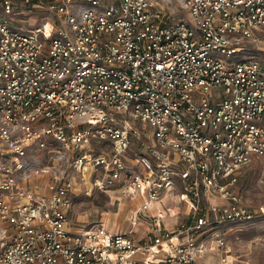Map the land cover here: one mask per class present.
Masks as SVG:
<instances>
[{
  "label": "built area",
  "instance_id": "built-area-1",
  "mask_svg": "<svg viewBox=\"0 0 264 264\" xmlns=\"http://www.w3.org/2000/svg\"><path fill=\"white\" fill-rule=\"evenodd\" d=\"M249 41L264 0H0V264H227L230 225L264 215L238 187L264 158ZM93 189L126 227L73 226Z\"/></svg>",
  "mask_w": 264,
  "mask_h": 264
},
{
  "label": "rangeland",
  "instance_id": "rangeland-1",
  "mask_svg": "<svg viewBox=\"0 0 264 264\" xmlns=\"http://www.w3.org/2000/svg\"><path fill=\"white\" fill-rule=\"evenodd\" d=\"M175 11L177 12L175 15L183 16L187 20L188 15L184 14L180 7L176 6ZM43 15L47 16V13L30 14L25 18L13 14L9 16L16 23L23 22L24 28L27 29L38 24L36 22H43L44 19H41ZM243 44L248 49L246 51L264 56V44L253 41ZM242 56L244 55H236L233 59L243 58ZM140 137L146 140L144 135L141 134ZM136 144L133 140L131 144L133 150L136 149ZM238 187L243 203L250 207L264 205V158L254 159L241 169ZM172 201L176 202L175 197ZM130 202L135 206L139 200ZM123 203L124 201L118 205L111 203L104 192L95 189L90 191V194L80 192L75 199L74 210L70 216L71 223L73 226L90 225L101 219L111 229H116L118 225L126 227L128 213ZM169 221L171 220L164 218V222ZM226 241L230 248L227 264H264V215L245 224L230 225ZM218 254V252H210V263L209 258L204 255L202 264H222Z\"/></svg>",
  "mask_w": 264,
  "mask_h": 264
},
{
  "label": "crops",
  "instance_id": "crops-1",
  "mask_svg": "<svg viewBox=\"0 0 264 264\" xmlns=\"http://www.w3.org/2000/svg\"><path fill=\"white\" fill-rule=\"evenodd\" d=\"M205 257L209 258V263H210V254H207Z\"/></svg>",
  "mask_w": 264,
  "mask_h": 264
},
{
  "label": "bare ground",
  "instance_id": "bare-ground-1",
  "mask_svg": "<svg viewBox=\"0 0 264 264\" xmlns=\"http://www.w3.org/2000/svg\"><path fill=\"white\" fill-rule=\"evenodd\" d=\"M174 210V209H173ZM173 210H171V211H173Z\"/></svg>",
  "mask_w": 264,
  "mask_h": 264
}]
</instances>
